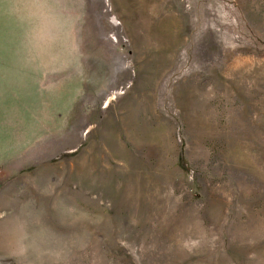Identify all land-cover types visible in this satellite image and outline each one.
Returning a JSON list of instances; mask_svg holds the SVG:
<instances>
[{"label": "rangeland", "instance_id": "obj_1", "mask_svg": "<svg viewBox=\"0 0 264 264\" xmlns=\"http://www.w3.org/2000/svg\"><path fill=\"white\" fill-rule=\"evenodd\" d=\"M0 264H264V0H0Z\"/></svg>", "mask_w": 264, "mask_h": 264}]
</instances>
